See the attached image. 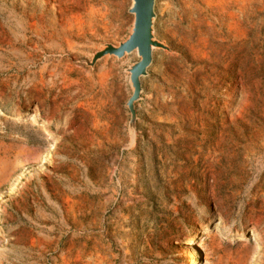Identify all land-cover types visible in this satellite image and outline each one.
Wrapping results in <instances>:
<instances>
[{"label": "rangeland", "instance_id": "374dc122", "mask_svg": "<svg viewBox=\"0 0 264 264\" xmlns=\"http://www.w3.org/2000/svg\"><path fill=\"white\" fill-rule=\"evenodd\" d=\"M130 4L0 0V264H264V0H155L133 146Z\"/></svg>", "mask_w": 264, "mask_h": 264}, {"label": "water", "instance_id": "95a60500", "mask_svg": "<svg viewBox=\"0 0 264 264\" xmlns=\"http://www.w3.org/2000/svg\"><path fill=\"white\" fill-rule=\"evenodd\" d=\"M131 4L128 14L132 16L133 22L128 37L117 46L105 44L101 50L94 53L89 62H83L87 67L93 68L94 65L104 58H115L122 60L127 56L136 54L138 61L130 65L125 73L128 74V85L131 89V96L125 104L130 118L128 122V136L130 146L135 144L136 140V103L141 99L142 87L141 79L147 76V70L152 62V54L155 50L170 52V50L154 35L155 21V0H130ZM17 168L2 179L6 182L10 175Z\"/></svg>", "mask_w": 264, "mask_h": 264}, {"label": "bare ground", "instance_id": "6f19581e", "mask_svg": "<svg viewBox=\"0 0 264 264\" xmlns=\"http://www.w3.org/2000/svg\"><path fill=\"white\" fill-rule=\"evenodd\" d=\"M226 12H227V15H228V11H226ZM210 14H212V13H210ZM228 17H231L233 19V21H231L230 24L229 23H227V24L225 23L224 24L223 23L224 20H222V24H221L222 27L221 28L225 29V32H223V35L228 38V40H226V41H227V43H230V46L228 45L229 48H233L234 49L238 45V42L236 41V38H235V35H234V32L237 29L239 31V35L246 34L244 32L245 29H243V28H244L245 25L249 24V23H247L249 15L246 12H243V20H244V22H236L235 17H234V15L232 13H230ZM206 41L209 42L208 39ZM243 41H245V40H242L240 42L241 44H239L241 47L244 44V43L242 44ZM210 44H212V43H210ZM244 48H245V46L242 47L241 49H244ZM6 153L10 154V150H7ZM41 157H42V153H40L39 150H35V151H32V154H28L27 155V154L18 153L16 156L13 157V159H7V158L5 160L2 159L3 162L0 163V182L10 172L11 169H14V168L22 169L27 164H29V165L31 164V165L36 166L38 164L37 162H39ZM239 236H241V235H239ZM257 240H260V238L256 237L255 234H251L250 238L248 239V241H254V242L257 241ZM242 250H243L242 251V256L239 258V261H238L237 264H249V260L252 258V252L254 251V247H252V248L247 247V248H244Z\"/></svg>", "mask_w": 264, "mask_h": 264}]
</instances>
